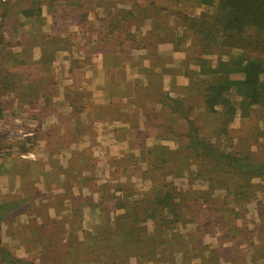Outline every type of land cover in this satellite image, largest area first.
Instances as JSON below:
<instances>
[{
    "label": "rangeland",
    "instance_id": "374dc122",
    "mask_svg": "<svg viewBox=\"0 0 264 264\" xmlns=\"http://www.w3.org/2000/svg\"><path fill=\"white\" fill-rule=\"evenodd\" d=\"M213 10L0 0V203L12 205L0 249L34 264H264V174L185 148L194 134L264 163V108L232 87L207 101L211 85L242 77L219 68L238 48L206 49L190 29ZM167 190L178 221L153 255L152 223L124 217Z\"/></svg>",
    "mask_w": 264,
    "mask_h": 264
},
{
    "label": "trees",
    "instance_id": "16d2710c",
    "mask_svg": "<svg viewBox=\"0 0 264 264\" xmlns=\"http://www.w3.org/2000/svg\"><path fill=\"white\" fill-rule=\"evenodd\" d=\"M201 2L214 7V10L190 19L189 26L201 37L203 46L206 49L216 45L228 46L241 51L240 56L232 61L234 68H230L228 62L220 63L219 68L227 77L233 72L241 74L242 77L231 80L226 78L223 82L211 85L209 89L212 93L207 100L210 107L219 102L220 92L228 91L232 87L241 94L246 104L264 108V81L261 79V75L264 74V63L245 57L247 53L264 52V0H201ZM21 14L27 18L32 16L30 10H22ZM243 113L247 114L248 110H244ZM188 139L185 148L193 150L198 157L208 158L214 163H228L240 173L247 171L264 174V163H248L246 160L221 152L215 145L194 134L188 136ZM171 195L170 190L164 191L162 195L155 193L154 198L145 200L142 214L134 211L132 216L124 217L129 225H134L139 230L145 229L144 225L140 224H146L147 221L152 223L156 233L152 235L151 242L154 249H157L155 253L152 252L153 255L162 256L166 245L171 244L169 240L173 235L172 229L178 221ZM11 206L10 203H0V221L6 218ZM216 224L219 226V223ZM0 263L34 264L31 261L16 259L5 248L0 249Z\"/></svg>",
    "mask_w": 264,
    "mask_h": 264
}]
</instances>
